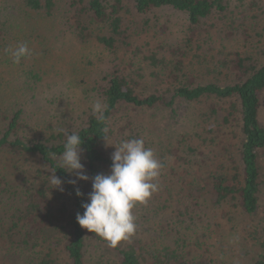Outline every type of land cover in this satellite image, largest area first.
Returning <instances> with one entry per match:
<instances>
[{"label":"trees","instance_id":"trees-1","mask_svg":"<svg viewBox=\"0 0 264 264\" xmlns=\"http://www.w3.org/2000/svg\"><path fill=\"white\" fill-rule=\"evenodd\" d=\"M234 2L240 22L250 13H254L252 19L264 15V0ZM228 7L225 0H0V51L26 43L32 52L19 64L13 63L10 53L2 54L1 70L9 74L20 73L23 64L36 58L37 46L33 44L43 45L47 50L45 44L51 45L50 35L54 39L68 35L79 43L93 42L98 47L96 60L90 61L88 66L85 64V69L77 74L78 79L70 82L71 92L77 86L82 87L84 97L92 96L105 105V121L90 113L75 130L83 141L82 163L89 177L110 171L111 155L104 149L106 141L102 136L107 135L108 141L112 138L111 122L124 105L138 111L170 108L172 114L176 109L192 110V126L203 131V134H196L198 142L194 141V148L186 147L185 154L193 160V154L202 156L204 149L209 148L211 163L203 169L198 167L197 172L194 165L189 171L183 170L182 175L187 180L182 184V191L193 211L190 205L183 206L184 210H177V215L165 222L164 228L176 235L173 245H154L156 242L151 241L145 245L110 247L102 239L103 250L109 252V246L118 264H218L211 249L213 231L217 232L224 222L231 225L232 216L237 212L244 217L261 213L264 205V126L259 112L264 108V61L260 62L253 54L229 52L223 39L224 46H217L209 37L201 41V45L205 44L214 54L208 55L197 44L198 54L194 58L201 67L197 73L189 59L193 35L210 16L219 14L218 17L227 19L223 23L224 31L234 29L235 20H228L233 12ZM162 8L185 14L192 37L182 47L167 49L161 57L153 52L139 58L138 53L127 51L133 60L126 59V54L121 52L130 47L125 24L131 23L127 16L134 18ZM234 31L244 39L243 44L253 39L245 28ZM200 32L202 35L206 31ZM261 32L264 37V26ZM35 61L25 74L39 81L40 67ZM209 76L211 80H207ZM3 77L0 71V240L8 246V254L27 255L26 264H86L88 242L98 235L82 229L76 221V214H83L81 205L88 202V193L78 184L69 183L72 174L59 169L64 132L56 131L53 124L45 120H33L34 116L25 112L24 101L12 106L13 99L3 94L7 93L1 81ZM198 77L201 78L199 82ZM149 78L157 83H150ZM220 110L223 116L219 122ZM231 121L238 122L240 132L239 142L234 147L227 144L222 130V125H229ZM124 123L119 137L125 135L127 127H131L128 130L132 129L133 135L123 140L142 138L148 139L146 147L157 145L151 139L152 132L144 135L147 129L153 131V124L139 127L134 116L126 118ZM26 154L36 158L39 168L31 181H25L26 186L14 188L7 180L8 174L11 166L19 165L16 160ZM175 157L177 161L182 158L181 161L189 162L185 157ZM50 168L56 169L55 174L64 182L63 192L51 189L53 186L47 177L52 174ZM191 171L195 172L197 180L196 177L190 179ZM76 188L84 194L82 197L76 196ZM11 200L19 205L13 210L7 209ZM4 217L8 219L6 223L2 222ZM231 228L236 232L234 226ZM240 228L245 234L243 241H257V253L251 258V264H264V230L262 236V230L252 227L250 231L243 222ZM221 251L227 255L226 250ZM106 252L102 255L108 259Z\"/></svg>","mask_w":264,"mask_h":264},{"label":"rangeland","instance_id":"rangeland-1","mask_svg":"<svg viewBox=\"0 0 264 264\" xmlns=\"http://www.w3.org/2000/svg\"><path fill=\"white\" fill-rule=\"evenodd\" d=\"M225 2L229 3L228 10L233 12L232 16H228V20H235L234 29H225L224 31L223 23L227 19H223L221 16L218 17L219 14H213L208 20L203 22V26L197 29L193 35L195 39H192L194 42L192 44L193 51L189 56L195 66L194 73H197L201 68L196 64V59L194 58L198 54L196 48L198 43L201 47L199 49L207 51L208 55L214 54L212 50L210 51L204 46L205 44L202 43L201 45V41H204L207 37L211 38V41L217 46L223 45V43L226 44L225 46L229 52H239L243 55L253 54L258 56L260 62L264 61V37L261 35V27L264 26V15L261 14L262 17L252 19V14L254 13H250L240 22L234 0H225ZM127 21L131 23L128 26L125 24V28L128 29L130 47H128V50L123 48L121 52L126 54V59L133 60V56L127 51L138 53L137 56L139 58L149 56L153 52L157 53L158 57H161L162 54L166 53L167 49L175 46L182 47L188 38L192 37V33L189 32L187 16L170 8L153 10L145 15L134 16V18L127 16ZM213 24L215 25L214 28L212 27L214 26ZM241 24L243 27L240 26ZM236 28L237 30L239 28L247 29L250 38L252 39L253 37V39L248 40V44H243L244 39L239 36L238 31L237 35L234 31ZM204 30L208 31V33L206 34L205 32L199 35L200 31ZM221 39H223V43ZM50 40L51 45L48 42L45 44L47 50H45L43 45L33 44L37 46V56L30 62L23 64L19 68L20 73L13 72L9 74V72L1 70L3 67L0 64V71L4 76L1 81L7 91V93L3 94L4 97L13 99V101H10L12 106L14 104L19 106L20 101H24L26 114L31 117L34 116L33 120L36 122L45 120L49 124H53L55 129L75 131L81 126L84 119L92 113V104L99 100L92 96L84 97L82 95L83 88L79 86L71 92L70 82L78 79L79 76L77 74L82 68L85 69V64L88 66L90 61L96 60L99 50L93 42L79 43L74 37H69L68 35H63L58 39H54L50 35ZM188 47H190V44ZM6 53L5 49L1 50L0 57L2 58V54ZM136 59L138 58L136 57ZM34 61L35 64H39L38 68L40 67L38 72L41 79L39 81L29 78L25 74V71L30 70L34 65ZM1 62L4 61L0 60ZM205 79L206 77L203 78L204 81ZM211 79L212 76L207 78V80ZM196 80L199 82L201 78L198 77ZM149 82L154 83L156 81L153 78H149ZM169 109L138 111L134 110L133 107L124 105L114 115V122H111L114 131L108 143L112 145H119V140L123 141L124 137L133 135V130H128L131 127H127L125 135L122 138L119 137L122 131L121 126L125 124L126 118L134 116L137 125L139 127L142 126V128L149 123L153 124L152 127L155 133L147 129L144 135H149L152 132L153 137L151 139L157 145L148 147L155 152L157 158L164 164L158 181L159 190L152 194L147 203L138 204L133 209L137 229L128 241H122L118 245L122 248L128 245H145L151 241L156 242L154 245H173L176 235L173 231H169V228H164L165 222L172 220L177 215V210L182 209L183 206L190 205V201L185 197V192L182 191V184L187 180L182 175L183 170L189 171V168H193L194 165L196 167L195 172H197L198 167L203 169L211 163V159L208 156L209 148L204 149L205 153L202 156L193 154V160L190 155L185 154L186 147L194 148L196 144L194 141L198 142L195 136L203 134L202 129H196V127L192 126L193 111L176 109V113L173 112L172 114ZM222 116L223 111L220 110L217 117L219 122L222 120ZM259 119L264 126V108L260 109ZM222 130L226 135L227 144L231 147L236 146L240 138L238 122L231 121L229 125H222ZM139 134L142 135L141 133ZM30 138L32 139V136ZM171 140H173L172 144L169 145ZM104 149L110 155L112 154L110 151L112 149L115 150L114 146H106ZM175 156L185 157L189 162L181 161L182 158L177 161ZM196 157L197 159L194 161ZM34 159L36 158L26 154L16 160V165L19 164L18 166H11L7 180L14 184V188L22 189L26 186L25 181H31L35 177V170L39 167ZM195 172H189L190 179H195L194 177L197 176ZM72 177L75 179L74 175ZM89 183L88 181L77 182L87 193L92 191V185ZM262 198L264 199V195ZM18 206L14 200H11L7 209L13 210ZM0 209H2V206H0ZM261 209V213L255 217H244L239 212L233 214L231 225L235 227L236 232L232 230L229 222H224V225L218 229V233L213 231L211 249L213 254L216 255L213 258L220 262L218 264H251V258L255 257L257 253V241H243L245 234L240 231V227L242 222L248 225L250 231H252V227H256L258 230H262L263 236L264 205ZM190 210L193 211V206L191 207V205ZM235 217L237 221L234 220ZM7 220L4 217L2 222L6 223ZM4 242V240H0V264H26L27 255L23 256L18 254L19 252L14 255L11 252L8 254L9 248ZM88 245L86 264H118L117 259L114 257L115 252L109 246V252L103 250L105 245L101 237L98 236L97 239L89 240ZM221 249L226 250L227 255L223 254ZM102 251L108 254V259L102 255Z\"/></svg>","mask_w":264,"mask_h":264},{"label":"clouds","instance_id":"clouds-1","mask_svg":"<svg viewBox=\"0 0 264 264\" xmlns=\"http://www.w3.org/2000/svg\"><path fill=\"white\" fill-rule=\"evenodd\" d=\"M14 64H19L22 58L32 55L26 43H20L15 48H7ZM105 105L100 101L92 104V113L100 121H105ZM63 131L65 141L63 152L59 157L60 168L75 176L69 181L76 185L78 181L91 180L92 191L87 195L86 203H82L83 214H76V221L82 229L95 233L105 240L110 247H116L122 241H128L136 232V217L133 209L138 204H145L153 193L159 190V177L164 164L155 152L146 147L145 140L133 138L123 140L119 145L108 143L107 135L102 136L106 146H114L111 154L110 171L93 177L87 175L82 163L83 143L80 135L75 131ZM107 133L108 129L105 128ZM51 175L48 182L51 189L64 191L63 181L55 174L56 169H49ZM77 197L84 194L76 188Z\"/></svg>","mask_w":264,"mask_h":264}]
</instances>
